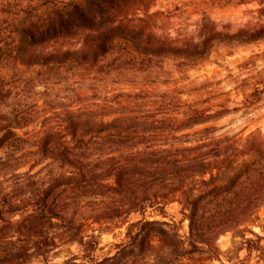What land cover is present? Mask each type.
<instances>
[{"label": "trees", "instance_id": "1", "mask_svg": "<svg viewBox=\"0 0 264 264\" xmlns=\"http://www.w3.org/2000/svg\"><path fill=\"white\" fill-rule=\"evenodd\" d=\"M155 2L0 0V264H51L49 254L72 243L88 254L60 264L214 261L220 236L258 222L262 130L221 133L207 125L241 110L229 97L194 105L178 87L159 85L167 59L182 74L216 43L263 40L264 23L232 33L205 21L193 43L156 31ZM255 72L240 81L244 108L264 98V70ZM70 79L77 93L63 89ZM204 89L194 90L199 97ZM90 197L103 199L92 215L101 225L142 215L103 259L92 257L99 239L86 235L76 212ZM171 203L189 222L187 237L166 211ZM150 209L162 219L146 217ZM244 240L252 251L253 239Z\"/></svg>", "mask_w": 264, "mask_h": 264}, {"label": "rangeland", "instance_id": "2", "mask_svg": "<svg viewBox=\"0 0 264 264\" xmlns=\"http://www.w3.org/2000/svg\"><path fill=\"white\" fill-rule=\"evenodd\" d=\"M262 8H264V0H156L149 13H157L154 24L159 34H167L173 38L188 39L193 43H198L202 38V24L205 21L215 23L219 30L228 29L233 33L248 23H264V14L262 15L259 11ZM177 63L172 59H167L164 62L167 73L161 80L163 83H160V87H178L180 91H184L183 97L194 105L213 97H217L216 99L219 100L229 97L231 99L230 107L241 109L207 126L221 127V133L244 131L245 134H248L257 129L264 133V98L256 105L244 108L241 101L243 99L242 91L246 87L240 86L241 79L251 77L256 73V70H264V39L251 44L216 43L206 59L198 64L185 66L182 74L178 72ZM74 82L70 79L63 85V89L69 90V93H77V85ZM154 85L149 84L148 86ZM118 87H124V85L120 83ZM203 87L205 89L201 90V96L198 97V92L194 89ZM193 95H195L194 98L190 99ZM202 127L204 126H200L198 129ZM31 132L35 133L36 130L32 129ZM1 155L2 152H0ZM32 159L33 157L28 156L22 161L21 171L29 169ZM42 167L45 169L46 163L38 165L35 170ZM1 175L0 171V177ZM6 175L10 177L11 170H7ZM11 184L12 182H8L4 187ZM102 201L101 197L83 198L76 211L79 219L85 224L86 235L95 234L99 239L100 244L92 253V257L96 259L113 255L116 245L127 240L126 230L129 223L142 218L140 213H132L128 217L127 223L120 220L101 225L94 222L92 215L98 210ZM180 210L181 207L178 203H171L166 208L169 216L179 222L181 234L187 237L189 222L182 221ZM146 217L162 219L161 215L152 209L146 212ZM256 235L264 237V205L259 209L257 223L245 225L239 230L235 229L220 236L217 241V246L221 251L220 260L213 261L206 256H198L199 260L195 264H264V252H259L256 249V245H258ZM245 237L253 239L252 251H249L244 245ZM261 245L264 246V240ZM86 253L81 245L72 243L62 245L51 252L48 258L51 264H60L73 255L81 258ZM32 264H40L39 259H34Z\"/></svg>", "mask_w": 264, "mask_h": 264}]
</instances>
